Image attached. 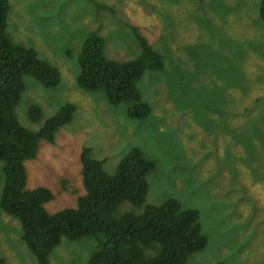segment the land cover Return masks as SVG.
Here are the masks:
<instances>
[{"label":"rangeland","instance_id":"1","mask_svg":"<svg viewBox=\"0 0 264 264\" xmlns=\"http://www.w3.org/2000/svg\"><path fill=\"white\" fill-rule=\"evenodd\" d=\"M7 30L15 43L34 46L57 66L62 80L46 88L27 76L19 121L38 129L64 104H77L75 118L53 143L40 142L27 160L28 186L54 193V213L75 208L86 193L84 147L105 160L108 173L138 146L156 168L148 175L147 203L179 198L197 208L207 246L188 264H264V22L259 0H10ZM91 31L104 36L117 60L138 57L143 35L165 67L140 81L153 105L147 119L130 117L105 92L79 87V54ZM45 117L33 122L29 108ZM0 161V195L4 185ZM125 201L117 209L141 211ZM93 237H64L50 264H87ZM19 219L2 213L0 264H36Z\"/></svg>","mask_w":264,"mask_h":264},{"label":"trees","instance_id":"2","mask_svg":"<svg viewBox=\"0 0 264 264\" xmlns=\"http://www.w3.org/2000/svg\"><path fill=\"white\" fill-rule=\"evenodd\" d=\"M10 10V0H0V161L4 176L0 218L7 213L19 219L36 264H50L64 237L97 240L87 264H188L208 244L200 211L184 207L174 196L159 204L146 202L148 175L156 163L138 146L121 157L114 173L105 170L104 159L92 156L91 149L84 147L81 162L86 193L75 208L51 213L46 205L54 193L45 186L27 185V160L37 157L40 142L55 141L59 128L74 120L78 107L72 102L64 104L38 129L19 121L17 108L26 90L25 78L32 76L50 88L60 84L62 75L34 46L13 41L7 30ZM259 18L264 22V0H259ZM137 37L141 54L117 60L107 55L104 36L89 32L80 49L77 82L84 90L105 92L111 105L125 104L130 117L143 120L150 116L153 105L144 98L140 81L149 71L163 70L165 62L143 35ZM28 113L33 122L45 117L40 104L31 105ZM125 201L143 209L118 214Z\"/></svg>","mask_w":264,"mask_h":264}]
</instances>
